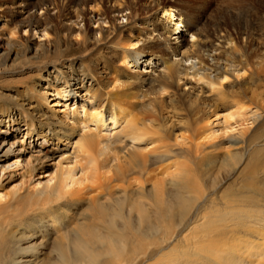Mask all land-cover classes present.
Here are the masks:
<instances>
[{"label":"bare ground","instance_id":"obj_1","mask_svg":"<svg viewBox=\"0 0 264 264\" xmlns=\"http://www.w3.org/2000/svg\"><path fill=\"white\" fill-rule=\"evenodd\" d=\"M216 1L0 0V264H264V0Z\"/></svg>","mask_w":264,"mask_h":264},{"label":"rangeland","instance_id":"obj_2","mask_svg":"<svg viewBox=\"0 0 264 264\" xmlns=\"http://www.w3.org/2000/svg\"><path fill=\"white\" fill-rule=\"evenodd\" d=\"M218 6H217V1L216 0H211V2H210V4H209V6H208V11L206 12L207 13V15L209 14V13H214V10L217 8ZM211 8H213L212 10H210ZM213 11V12H212ZM2 17H7L6 15L5 16H2ZM13 18H14V20H16L18 17H17V15H15V13H14V15H13ZM205 18H206V21L208 20L207 18H208V16H205ZM0 21H2L3 23L2 24H0V27H1V25H4V21L1 19ZM8 26H9V24H8ZM7 27V26H6ZM4 33H5V31H4ZM0 39H1V36H0ZM2 44H1V42H0V46H1ZM1 53V52H0ZM263 53H264V51L262 50L261 51V53H260V56H262L263 55ZM259 56V57H260ZM263 57V56H262ZM3 86V85H2ZM15 86L14 85H12V88H14ZM1 89H3V90H8L9 88L8 87H1ZM15 89V88H14ZM264 120V119H263ZM262 120V124L260 123L259 124V126H257V127H255V126H252L248 131H250V132H247V134L249 133H251L250 134V136L249 135H247V137H249V138H252V137H254V136H257V139H260L261 141L262 140H264V121ZM248 127H250V126H248ZM247 127V128H248ZM257 128H260V129H257ZM255 129V130H254ZM257 129V130H256ZM4 135H2V134H0V137H3ZM260 140H258V141H260ZM220 141H223V142H225V144H227V142H228V139H227V137H222V138H219L218 140H216V142H220ZM215 143V142H214ZM36 144V142H33V144H32V146L33 145H35ZM231 150H235V148H232ZM177 162H181V163H183V162H185V160L184 159H179V160H176ZM52 162H54V161H47L46 162V165H50L51 166V164H52ZM190 166H191V164H190ZM191 168H193V166H191ZM50 170H51V167H46V170H45V172H50ZM223 172H221L220 173V175L218 176V178H216V182L217 183H220V181H222V182H224L225 180H226V178H229V179H227V181L224 183V186H226L227 184H229V182H231L232 181V179L230 178V177H226L225 175H223L222 174ZM227 173V172H226ZM44 175H46V174H44ZM264 176V175H263ZM227 183V184H226ZM74 212H76V210L74 211ZM79 213V212H78ZM263 213H264V208H263ZM70 214H71V212H70ZM264 231V230H263ZM263 231H262V233H258L257 232V235H256V233L253 235V234H251V236H247V237H250V238H247V241H248V243H251V244H253L255 241H257V243L255 242L254 244H257V246H260L259 248H260V250L259 251H262L263 252V248H264V238H262V239H260V238H257V237H264L263 235H264V233H263ZM263 234V235H262ZM257 236V237H256ZM255 240H254V239ZM252 240V241H251ZM261 240H263V241H261ZM261 241V242H260ZM262 243V244H261ZM263 245L262 247H261V245Z\"/></svg>","mask_w":264,"mask_h":264}]
</instances>
